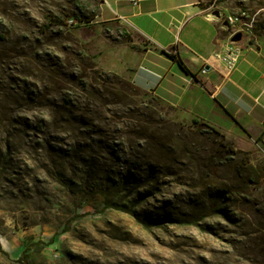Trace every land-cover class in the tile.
<instances>
[{"label": "rangeland", "instance_id": "1", "mask_svg": "<svg viewBox=\"0 0 264 264\" xmlns=\"http://www.w3.org/2000/svg\"><path fill=\"white\" fill-rule=\"evenodd\" d=\"M98 4L0 0V264H264V135L240 149L137 88L146 43Z\"/></svg>", "mask_w": 264, "mask_h": 264}, {"label": "crops", "instance_id": "2", "mask_svg": "<svg viewBox=\"0 0 264 264\" xmlns=\"http://www.w3.org/2000/svg\"><path fill=\"white\" fill-rule=\"evenodd\" d=\"M210 1L99 0L94 19L122 25L145 41L129 54L137 88L173 107L178 118L207 123L238 148L254 149L264 135V18L255 14L260 49L242 42L244 59L229 73L214 54L227 41L223 19L237 9Z\"/></svg>", "mask_w": 264, "mask_h": 264}, {"label": "built area", "instance_id": "3", "mask_svg": "<svg viewBox=\"0 0 264 264\" xmlns=\"http://www.w3.org/2000/svg\"><path fill=\"white\" fill-rule=\"evenodd\" d=\"M134 4H138L141 0H129ZM224 27L228 31L226 43L222 48L214 54V58L222 63L225 69L232 73L237 70L241 61L245 56V49L242 42H246L249 47L260 49L258 42V19L251 16L247 10H241L236 14H231L223 19ZM241 36L239 41L233 39ZM206 69H202V73H206Z\"/></svg>", "mask_w": 264, "mask_h": 264}, {"label": "trees", "instance_id": "4", "mask_svg": "<svg viewBox=\"0 0 264 264\" xmlns=\"http://www.w3.org/2000/svg\"><path fill=\"white\" fill-rule=\"evenodd\" d=\"M171 57L175 59V55H171ZM179 63H180V65L182 66V68L188 73L189 71L187 70V68L185 67V65L182 63V61H179ZM59 180H60V183H62L64 186H66V187H70V182H66V181L64 180V178H63L62 175L59 176ZM218 204H219L218 202L213 203V204L210 206L208 212H207L205 215L208 216V215H212V214L217 213V211H218V210H217V206H218ZM108 207L113 208V209L118 210V211H123V212L129 213V214H132L134 217H137L136 214H135L134 212H132L131 210H126L125 208H123L122 206H119V205H117V204L110 203V204L108 205ZM153 223H154L155 225H157V226L165 225L164 222L159 221V220H158V221H155V222H153ZM185 223L188 224V223H192V222L186 221ZM196 224H197V222H196ZM31 247H33V246H31V245L28 246V247L25 249V251L21 254V258L19 259V263H20V264H31V263L29 262V258H30V256H29V251H30Z\"/></svg>", "mask_w": 264, "mask_h": 264}, {"label": "water", "instance_id": "5", "mask_svg": "<svg viewBox=\"0 0 264 264\" xmlns=\"http://www.w3.org/2000/svg\"><path fill=\"white\" fill-rule=\"evenodd\" d=\"M215 16L220 18V13L219 12H215ZM240 39H241V36L239 35V36L235 37L233 40L234 41H239Z\"/></svg>", "mask_w": 264, "mask_h": 264}, {"label": "bare ground", "instance_id": "6", "mask_svg": "<svg viewBox=\"0 0 264 264\" xmlns=\"http://www.w3.org/2000/svg\"><path fill=\"white\" fill-rule=\"evenodd\" d=\"M204 74H206V73H204Z\"/></svg>", "mask_w": 264, "mask_h": 264}]
</instances>
